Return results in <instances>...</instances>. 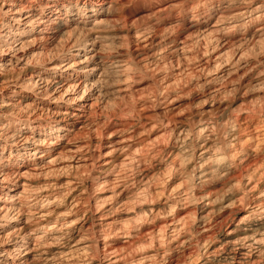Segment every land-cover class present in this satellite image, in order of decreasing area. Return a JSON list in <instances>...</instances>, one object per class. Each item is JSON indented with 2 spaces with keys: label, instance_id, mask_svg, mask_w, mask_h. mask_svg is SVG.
<instances>
[{
  "label": "bare ground",
  "instance_id": "1",
  "mask_svg": "<svg viewBox=\"0 0 264 264\" xmlns=\"http://www.w3.org/2000/svg\"><path fill=\"white\" fill-rule=\"evenodd\" d=\"M152 1L0 0V264H264V0Z\"/></svg>",
  "mask_w": 264,
  "mask_h": 264
},
{
  "label": "rangeland",
  "instance_id": "2",
  "mask_svg": "<svg viewBox=\"0 0 264 264\" xmlns=\"http://www.w3.org/2000/svg\"><path fill=\"white\" fill-rule=\"evenodd\" d=\"M180 1V2H179ZM143 2V3H142ZM175 2H177V3H179L180 5H184V2H183V0H175ZM182 3V4H181ZM161 4H158V3H156V1H152V0H141V1H135L134 0V2H132L129 6H127L125 9H124V14H123V16H124V18L126 17V16H128L125 20H126V26L128 27V28H130V25H131V28H132V25L135 23V25H133V27L134 28H138V27H142L143 26V23H144V25L145 24H147V22L151 19V16L150 15H152V13L158 8V6H160ZM178 5V4H177ZM180 5H178V6H180ZM193 6H195V7H197L198 9H201L202 7H201V5L199 4V6H198V4L197 3H195ZM156 8V9H155ZM127 9V10H126ZM127 12V13H126ZM152 12V13H151ZM126 15V16H125ZM229 17H232V16H229ZM228 16L226 17L227 18V21H232V18H230V19H228L229 18ZM241 18V19H240ZM235 20V26H233L234 28H231V27H228L229 29H227V33H226V35L227 34H229V35H234V36H237V35H239L240 33H243V31H245L246 29H247V27H250L251 25V27H253V25H254V21H250V19L248 20V17H247V15L245 14V15H241L239 18H235L234 19ZM237 20V21H236ZM249 21L251 22V23H249ZM130 23V24H128V23ZM240 22V23H239ZM136 24H138L139 26H137ZM133 29V28H132ZM231 33V34H230ZM160 35V36H159ZM158 35V37H161V34H159ZM182 38L183 37H185V35L184 36H181ZM191 40H192V43H190L191 45H189L190 47L188 48V50H187V54L188 55H190V60H188V62L187 61H185L184 62V60L183 59H180L181 60V62H182V64L184 63V64H186L187 63V65H189V66H191V65H195V63L198 61L197 59H199V56L200 55H202L203 56V54H204V52H205V47H206V45L204 44V42H203V40L202 41H200V42H195V40H193L192 38H191ZM202 42V43H201ZM192 46V47H191ZM204 46V47H203ZM201 49V50H200ZM204 49V50H203ZM193 50V51H192ZM263 51V52H262ZM163 52L165 53V52H167L166 50H163ZM198 52V53H197ZM248 52H250V54L252 55V56H254V55H256V54H260V53H264V50L262 49L261 50V48H259V50H258V48H255V50L253 49V51H247V53ZM179 54V53H178ZM249 53L247 54V55H249V56H251ZM199 55V56H198ZM202 56L200 57V58H202ZM171 57V61H172V65H173V67H175L176 66V64H177V58H176V56H174V57H172V56H170ZM195 57H197V59L195 58ZM173 58V59H172ZM192 60V61H191ZM190 61V62H189ZM180 62V63H181ZM189 63V64H188ZM175 65V66H174ZM167 70L169 71V69H165V70H163V72L164 71H166L167 72ZM154 71H148V75H142V80L140 81V79H141V76L140 77H137V79L135 80V82L134 81H129L128 83H130V84H126V86H129L128 87V92H132L133 94H135L134 92H138L137 93V95H149L151 92H152V90H153V86H154V81H155V78L154 77H156V73H153ZM165 72V73H166ZM168 73V72H167ZM147 74V73H146ZM155 74V75H154ZM152 76V77H151ZM138 78H140V79H138ZM139 80V81H138ZM132 82V83H131ZM136 83V84H135ZM125 86V85H124ZM152 86V87H151ZM130 89V90H129ZM134 89V90H133ZM151 89V90H150ZM142 92V93H141ZM136 95V94H135ZM127 98H128V96H127ZM127 100V99H126ZM125 100V103L127 102ZM128 102H129V99H128ZM113 139V138H112ZM107 146V145H106ZM106 149H108V148H106ZM105 149H103V152L105 153L106 151H104ZM99 161H101V160H99ZM96 167H98V166H96ZM98 192V191H97ZM94 195H97L96 193H94Z\"/></svg>",
  "mask_w": 264,
  "mask_h": 264
}]
</instances>
